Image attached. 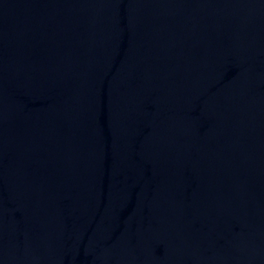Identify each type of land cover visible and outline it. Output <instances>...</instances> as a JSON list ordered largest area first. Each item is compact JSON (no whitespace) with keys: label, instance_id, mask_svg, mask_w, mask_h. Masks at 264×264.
Instances as JSON below:
<instances>
[{"label":"water","instance_id":"water-1","mask_svg":"<svg viewBox=\"0 0 264 264\" xmlns=\"http://www.w3.org/2000/svg\"><path fill=\"white\" fill-rule=\"evenodd\" d=\"M0 264H264V0H0Z\"/></svg>","mask_w":264,"mask_h":264}]
</instances>
